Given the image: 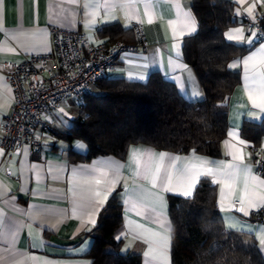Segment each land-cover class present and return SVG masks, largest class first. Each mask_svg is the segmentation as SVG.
Instances as JSON below:
<instances>
[{
	"label": "crops",
	"instance_id": "obj_1",
	"mask_svg": "<svg viewBox=\"0 0 264 264\" xmlns=\"http://www.w3.org/2000/svg\"><path fill=\"white\" fill-rule=\"evenodd\" d=\"M192 1L0 0V148H3L4 119L15 98L14 89L3 71L4 64L21 61L29 55L53 52L54 27L80 30L92 42H98L111 39L104 29L117 24L126 32L121 37L125 42L133 39L131 26L139 22L147 35V49L122 55L110 77L144 83L152 72H159L174 83L186 99L202 100L204 91L196 72L183 55L185 38L195 35L199 28L192 12ZM230 1L234 4L236 21L224 36L227 41L244 45L248 50L229 63L231 70L240 73V83L230 96L228 130L221 142V154L176 153L136 144L129 148L124 159L100 155L89 161H73L70 153L86 155L88 146L83 141L69 142L63 137L80 113L82 97L68 99L53 116L54 129L42 132L40 150L33 151L25 145L19 154L8 156L3 148L4 153L0 155V264H92L89 253L94 239L91 231L102 207L118 189L122 190L123 201L119 251L141 255L142 264H172L168 196L185 197L182 194L186 187L185 169L201 161L236 166L235 176L225 179L223 184L214 182L221 177L201 174L191 191L194 194L202 178L210 179L217 187V207L225 227L254 237L264 257V246L260 243L264 224L253 218L254 211L261 206L250 208L248 204L253 200L259 205L260 198H264V184L261 183L264 176L252 165V147L257 144L241 134L245 122L264 123V53L259 51L264 44V23L260 38L244 23L245 18L252 19L246 12L252 4L256 5L255 19L264 15V2L245 0L237 4ZM237 9L240 15H236ZM186 20L192 22L190 29L183 28ZM234 28L243 29V42L227 39L225 34ZM174 30L176 35H173ZM180 32H184L182 37ZM253 32L256 33L254 43L249 45L247 40ZM253 54L254 60L246 67L243 61ZM78 142L86 149L80 148ZM260 146L264 147V136ZM236 149L240 150L242 159H233L232 152ZM133 152L140 156L139 166L135 161L130 162ZM161 153L166 154L163 160ZM145 165L149 169L147 178ZM207 166L215 167V164ZM157 167L159 179L153 186L152 175ZM101 172L106 176L101 177ZM166 176L171 178L170 182ZM114 177L116 183L92 215L95 224L85 223L94 207V178L110 181ZM242 197L247 215L239 211ZM236 201L239 204H235Z\"/></svg>",
	"mask_w": 264,
	"mask_h": 264
},
{
	"label": "trees",
	"instance_id": "obj_2",
	"mask_svg": "<svg viewBox=\"0 0 264 264\" xmlns=\"http://www.w3.org/2000/svg\"><path fill=\"white\" fill-rule=\"evenodd\" d=\"M191 8L199 28L185 38L183 55L196 72L204 98L186 99L159 72H152L144 83L102 78L97 91L82 96L80 113L63 135L69 142L80 140L88 146L86 155L72 151L73 161L100 155L124 159L136 144L176 153L221 154L230 96L240 83V73L231 70L229 63L248 48L224 36L234 22L230 0H193ZM104 32L113 40H122L126 33L117 24ZM131 33L133 39L125 42L134 41L132 29ZM241 134L260 145L264 123L245 122ZM168 200L172 264H264L254 237L225 227L217 207V187L210 179L202 178L191 197L169 195ZM122 227V190L118 189L102 207L91 231L92 264H142L141 255L119 251Z\"/></svg>",
	"mask_w": 264,
	"mask_h": 264
},
{
	"label": "built area",
	"instance_id": "obj_3",
	"mask_svg": "<svg viewBox=\"0 0 264 264\" xmlns=\"http://www.w3.org/2000/svg\"><path fill=\"white\" fill-rule=\"evenodd\" d=\"M233 21L236 17L232 15ZM244 23L263 36L264 15ZM131 29L134 41L105 39L92 42L86 33L58 27L52 29L54 51L29 55L18 62L4 64L3 71L15 92L14 102L3 123L1 146L8 156L19 154L28 145L33 151L42 148V132L54 129V114L68 99L93 93L100 79L107 78L122 55L145 51L149 45L141 23ZM256 172L264 176V147L254 145ZM235 204H239L236 201ZM253 218L264 224V206Z\"/></svg>",
	"mask_w": 264,
	"mask_h": 264
},
{
	"label": "snow or ice",
	"instance_id": "obj_4",
	"mask_svg": "<svg viewBox=\"0 0 264 264\" xmlns=\"http://www.w3.org/2000/svg\"><path fill=\"white\" fill-rule=\"evenodd\" d=\"M234 2L237 4H243L245 2V0H234ZM261 2H264V0H261ZM255 6H256L255 4H252L246 10L247 14L250 17H252L253 21L255 20V16L253 15ZM236 15H240V12L238 9H237ZM191 27H192V22L190 20H186L183 24V28L184 29H190ZM173 35H176L175 30L173 32ZM179 35L182 37L184 35V32H180ZM225 35L227 36V39L230 41L235 40L237 42H243L245 39L242 28L231 29L230 33H226ZM255 36H256L255 32L251 33V36L247 40V43L249 45L254 43L253 37H255ZM259 51L261 53H264V44H261ZM254 58H255V54L247 57L243 61L244 65L247 67L249 62L254 60ZM232 66L233 65H230V67H232ZM141 79H143V78H141ZM249 98L251 99V97H249ZM229 135L231 136L232 134L229 133ZM239 143L244 144L245 142L239 141ZM226 144H227V142H226ZM78 146L82 149H86V146L79 143V142H78ZM229 147H232V146L229 145ZM239 152H240L239 149H236L232 152V157L234 160L242 159V156L239 155ZM3 153H4L3 148H0V155H3ZM165 155L166 154H164V153L160 154L161 160H163ZM151 158L152 157L149 156V159H151ZM176 159H179V158L177 157ZM131 161H135L137 166H139L140 156L137 155L135 152H133L130 155V162ZM210 163L215 164V167L207 166ZM235 167H236L235 165H223L222 163L201 161L199 165H193V166L185 169V172H184L185 181H184V183L186 184V187L184 188V191L182 194L185 197H189L193 194L191 189L194 187V182L196 181V179L201 174L221 177V179H217L214 182L219 183V184H223L225 179H232L235 176V171H233V169H235ZM159 171H160V169H159V167H157L155 169V173L152 175L153 186H155L156 181L159 179ZM148 173H149L148 166L145 165V178L148 177ZM137 174L138 175L140 174L139 171L137 172ZM100 175H101V177L106 176V174L103 172H101ZM165 179L169 182L171 180V178L168 176H166ZM115 183H116L115 177L110 181L106 180V179H104L102 181V179L94 178V184L96 186V188L92 190V202L94 204V207H93L92 211L88 213V219L85 221V223L95 224V220L92 219V215L96 211H98L99 206L105 202V199L107 198L108 192L111 190L112 185H114ZM261 183L264 184V181H261ZM102 185H107V187H103ZM244 204H245V200L242 197L240 199L241 207L239 208V211L243 212L245 215H247L248 211L245 209ZM248 204H249L250 208H256L258 206H264V198H260L259 205L256 201H253V200H249ZM260 243L262 246H264V237L261 238Z\"/></svg>",
	"mask_w": 264,
	"mask_h": 264
},
{
	"label": "rangeland",
	"instance_id": "obj_5",
	"mask_svg": "<svg viewBox=\"0 0 264 264\" xmlns=\"http://www.w3.org/2000/svg\"><path fill=\"white\" fill-rule=\"evenodd\" d=\"M94 91H97V89H94Z\"/></svg>",
	"mask_w": 264,
	"mask_h": 264
}]
</instances>
